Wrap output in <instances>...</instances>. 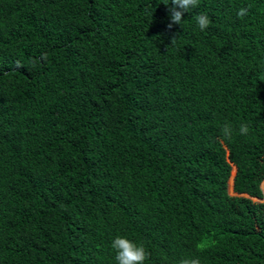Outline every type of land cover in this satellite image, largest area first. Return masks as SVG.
I'll use <instances>...</instances> for the list:
<instances>
[{"label":"trees","instance_id":"1","mask_svg":"<svg viewBox=\"0 0 264 264\" xmlns=\"http://www.w3.org/2000/svg\"><path fill=\"white\" fill-rule=\"evenodd\" d=\"M171 7L0 0V264H264V0Z\"/></svg>","mask_w":264,"mask_h":264},{"label":"clouds","instance_id":"2","mask_svg":"<svg viewBox=\"0 0 264 264\" xmlns=\"http://www.w3.org/2000/svg\"><path fill=\"white\" fill-rule=\"evenodd\" d=\"M198 4L199 0H172L173 7L169 9L171 22L168 27L171 28L173 24H182L184 13L197 7ZM247 12L246 8H241L238 10L237 16L244 17ZM195 19L201 31L206 30L211 23L206 13L197 14ZM172 42H174V39ZM249 131L247 123L239 125V133L241 135H247ZM221 133L225 138L230 139L233 133L232 125L225 122L221 127ZM206 246H208L207 242H201L197 245V248L203 251ZM111 247L115 250L117 264H144V261L150 255L142 243H137L124 235H117L112 240ZM179 264H201V260L199 257L183 258L179 261Z\"/></svg>","mask_w":264,"mask_h":264},{"label":"water","instance_id":"3","mask_svg":"<svg viewBox=\"0 0 264 264\" xmlns=\"http://www.w3.org/2000/svg\"><path fill=\"white\" fill-rule=\"evenodd\" d=\"M235 168H236L235 165H233V170H234L233 171V175H234V172H235ZM233 175L231 177V183H230V185L228 184V190H230V191L232 190V181H233L232 178H233Z\"/></svg>","mask_w":264,"mask_h":264},{"label":"rangeland","instance_id":"4","mask_svg":"<svg viewBox=\"0 0 264 264\" xmlns=\"http://www.w3.org/2000/svg\"><path fill=\"white\" fill-rule=\"evenodd\" d=\"M233 169V168H232ZM232 169H231V174H232ZM264 190V189H263ZM230 193H232L230 190H228Z\"/></svg>","mask_w":264,"mask_h":264}]
</instances>
